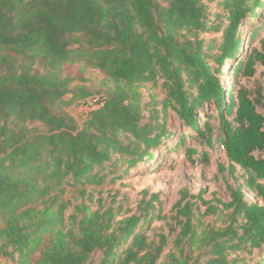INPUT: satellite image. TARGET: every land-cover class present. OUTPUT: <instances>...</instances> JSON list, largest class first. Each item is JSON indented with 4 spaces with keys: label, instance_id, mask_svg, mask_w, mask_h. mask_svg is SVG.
Returning a JSON list of instances; mask_svg holds the SVG:
<instances>
[{
    "label": "trees",
    "instance_id": "1",
    "mask_svg": "<svg viewBox=\"0 0 264 264\" xmlns=\"http://www.w3.org/2000/svg\"><path fill=\"white\" fill-rule=\"evenodd\" d=\"M207 1L223 9L213 20ZM202 32L221 36L205 39ZM241 54L227 91L222 68ZM80 62V75L64 70ZM258 64H264V0H0V239L12 248L8 255L33 264L47 233L52 242L36 264H229L232 252L264 250V112L258 109L264 110V90L237 81L254 76ZM87 68L105 75L106 91L74 84ZM143 83L165 90L161 110L151 108L148 116ZM91 101L99 106L80 124L68 109ZM170 110L204 145L187 147L189 159L201 154L208 162V148H224L228 167L220 169L234 179L227 184L230 200L213 204L204 190L182 189L170 217L179 232L164 261L167 235L157 242L144 231L167 217L158 193L147 198L144 190L137 212L121 219V205L92 209L82 201L66 224L68 204L60 200L66 187H82L86 195L87 186L120 167L126 166L112 180L155 158L174 136ZM186 139L182 132L179 144ZM199 201L208 205L204 213ZM217 213H227L225 224H204L203 215Z\"/></svg>",
    "mask_w": 264,
    "mask_h": 264
},
{
    "label": "rangeland",
    "instance_id": "2",
    "mask_svg": "<svg viewBox=\"0 0 264 264\" xmlns=\"http://www.w3.org/2000/svg\"><path fill=\"white\" fill-rule=\"evenodd\" d=\"M210 6V18L215 19L216 12H222L223 9L217 4V2L207 1ZM244 41L242 50L249 49V33L244 29ZM220 32H202L201 37L205 39H212L220 37ZM242 54L236 60H226V64L222 68V80L225 88L230 90L232 82H234L235 75L233 73L235 65L238 63ZM82 64H65L64 70L66 73L72 75H80L79 66ZM237 81L247 87L249 90L256 91L258 88L264 90V64H258L256 67V73L252 77H238ZM74 84H83L93 91V94H100L102 91H106L108 88V80L105 75L93 68H87L84 73V79L76 80ZM140 90L144 94V102H151L147 110L146 116L149 115V109L156 108L161 110L162 100L165 96V90L160 84L154 88H151L150 83H143L140 86ZM156 94L155 101L152 95ZM69 97V95L67 96ZM91 106V105H88ZM86 106H73L68 109L71 115L77 118V121L82 124L86 114ZM260 112H264L263 108H258ZM208 112V110L206 109ZM211 112V111H209ZM204 112L199 111V114ZM146 119L145 121H147ZM213 124H218L217 120L213 121ZM30 127H37L43 130V125L40 122L29 123ZM167 127L172 129L174 136L165 141L164 144L154 151L155 158L147 159L138 163L137 166L131 168L123 177H117L120 174V170L124 167H120L118 172L111 173L106 180L99 185L87 186L86 195H83L82 187L67 186L65 193L61 196L60 200L67 202L68 209L66 210V224H68V217L73 212L75 205L85 201L90 204L92 209H97L100 206L107 208L109 205L119 206L121 205V211L117 219L124 218L131 214H134L138 210L140 201L143 198V191L148 190L149 194L158 193L162 201V216L167 215L164 219H154L150 224H145L144 231L149 237V240L159 241V234L163 233L167 235L168 246H166L164 252L161 255L160 261H164L173 249V240L179 232V227L176 226L175 220L170 217L175 214L172 211L173 205L180 198V191L182 189H188L191 194H198L203 191V197L207 201H211L216 204V199L223 201H229L230 195L227 189V184H234V179L228 174L227 171H221L220 165L228 167V159L225 154L224 148L215 144L212 148L207 150L210 153V160L207 162L203 159L201 154H194L191 159L186 154V148L189 146L197 147L203 150L204 145L200 143L201 138L197 133L190 128L181 127L180 122L177 119L176 114L170 110L168 114ZM203 127V125H202ZM184 132L187 136L186 143L179 144L180 134ZM0 151V155H1ZM243 170L238 168L237 174H242ZM242 183V180H240ZM247 197L250 200H256V196L245 189ZM89 195L92 199H89ZM49 197L46 198V200ZM200 206V212L204 213L208 205L198 202ZM37 208H43V203L38 202ZM227 219V213L224 214H209L203 215L202 221L204 224H212L214 226H222ZM5 226V221L0 217V228ZM52 242V236L47 233L43 237V243L40 250L34 255L33 264L40 257L41 251ZM11 247H7L3 240L0 239V264H17L9 254ZM6 251L8 253H6ZM99 255V253L95 254ZM232 262L229 264H264V250L260 248H254L251 251L239 250L232 252ZM203 260V259H202Z\"/></svg>",
    "mask_w": 264,
    "mask_h": 264
},
{
    "label": "built area",
    "instance_id": "3",
    "mask_svg": "<svg viewBox=\"0 0 264 264\" xmlns=\"http://www.w3.org/2000/svg\"><path fill=\"white\" fill-rule=\"evenodd\" d=\"M88 105H91V106H88ZM81 106H82V107H83V106H86L87 109H86V108H85V109H86L87 111H89V110L92 109V108H97L99 105H98V104H94V102L91 101V103H89V104H83V105H81Z\"/></svg>",
    "mask_w": 264,
    "mask_h": 264
}]
</instances>
